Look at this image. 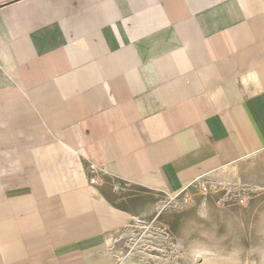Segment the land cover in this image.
<instances>
[{
  "label": "crops",
  "instance_id": "1",
  "mask_svg": "<svg viewBox=\"0 0 264 264\" xmlns=\"http://www.w3.org/2000/svg\"><path fill=\"white\" fill-rule=\"evenodd\" d=\"M261 152L264 0H0V264H153L126 190Z\"/></svg>",
  "mask_w": 264,
  "mask_h": 264
},
{
  "label": "rangeland",
  "instance_id": "2",
  "mask_svg": "<svg viewBox=\"0 0 264 264\" xmlns=\"http://www.w3.org/2000/svg\"><path fill=\"white\" fill-rule=\"evenodd\" d=\"M228 170L206 184L211 194L201 187L175 195L128 188L127 197L150 202L136 208L144 222L133 220L117 249L153 264H264V152Z\"/></svg>",
  "mask_w": 264,
  "mask_h": 264
},
{
  "label": "built area",
  "instance_id": "3",
  "mask_svg": "<svg viewBox=\"0 0 264 264\" xmlns=\"http://www.w3.org/2000/svg\"><path fill=\"white\" fill-rule=\"evenodd\" d=\"M93 182H94V183H98V180H94ZM194 184H195V183H194ZM194 184L191 185L189 188H187V190H190V188H193L194 191H195V190H198V189L201 187V188H203V191H204V192H208V193H210V194H211V193H216L215 189H212V188L210 189L209 186L206 185V184H203L202 186H199V185H197V184H196V186H195ZM195 192H196V191H195Z\"/></svg>",
  "mask_w": 264,
  "mask_h": 264
},
{
  "label": "bare ground",
  "instance_id": "4",
  "mask_svg": "<svg viewBox=\"0 0 264 264\" xmlns=\"http://www.w3.org/2000/svg\"><path fill=\"white\" fill-rule=\"evenodd\" d=\"M204 202V201H203ZM206 203V202H205ZM133 220H135V221H137V222H139L140 224H142L144 221L141 219V217H138L137 215H134V218H133ZM197 248H199V247H197ZM195 250H197L196 248H195ZM194 251V250H193ZM198 252H200V251H198ZM198 255V254H197ZM197 257V256H196ZM211 262V261H210ZM213 263H214V261H212ZM211 262V263H212ZM217 263V262H216ZM204 264V263H203ZM207 264V263H206Z\"/></svg>",
  "mask_w": 264,
  "mask_h": 264
}]
</instances>
